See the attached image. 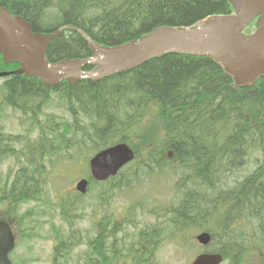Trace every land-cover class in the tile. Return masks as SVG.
<instances>
[{
  "label": "trees",
  "instance_id": "16d2710c",
  "mask_svg": "<svg viewBox=\"0 0 264 264\" xmlns=\"http://www.w3.org/2000/svg\"><path fill=\"white\" fill-rule=\"evenodd\" d=\"M0 6L24 18L35 32L52 33L71 25L107 47L138 39L158 27H188L207 16L231 12L228 0H0ZM52 11L55 12L53 23L49 18ZM91 55L89 44L76 31L63 32L52 41L48 51L51 62ZM14 67L3 64L0 58V72ZM5 89L10 94L5 104L26 112L33 108L36 112L42 100L45 105L52 93L57 94L71 114L89 120L90 131L79 125V132L84 138H94L96 150L120 137L119 141H138L141 152L149 157L155 148L146 139V132L155 124L163 130L165 148L152 155L151 162L158 167L166 165V154L172 151L171 162L182 165L181 175L184 177L193 167L199 172L196 177L204 184H212L214 179L219 182L229 164L241 161V150L258 146L264 152V77L237 87L224 68L207 56L168 54L96 83L81 80L72 86L63 82L54 88H47L35 79L14 76ZM149 118L142 131L130 136L135 126ZM231 127L233 130L227 136ZM56 128L55 121L47 122L39 133V141L27 143L20 150L22 160L26 158L27 162L22 161L8 191L13 202L30 201L36 195L42 197L46 167L41 171L39 165H45L49 158L66 148L79 147L80 141L74 142L72 130ZM254 177L232 193L238 202L231 217L239 221L246 217L245 230L226 229L224 235L213 239L217 241L214 249L228 259L245 247V240L253 241L251 245L258 251L264 249L263 173ZM199 188L182 191L174 209L179 226L192 227L198 223L202 199L191 200V196ZM162 240L156 232L140 233L127 258L131 264H155L156 248ZM93 252L97 259H90L89 264L124 262L116 245L108 252L102 247Z\"/></svg>",
  "mask_w": 264,
  "mask_h": 264
},
{
  "label": "rangeland",
  "instance_id": "374dc122",
  "mask_svg": "<svg viewBox=\"0 0 264 264\" xmlns=\"http://www.w3.org/2000/svg\"><path fill=\"white\" fill-rule=\"evenodd\" d=\"M49 18L53 23L55 19L54 11L49 13ZM6 80L7 79H0V98L2 94V84L5 83ZM127 95H129L128 90ZM43 103L44 101L42 100L39 107ZM0 105L2 106L1 101ZM52 114H56V118L59 121L63 120L69 122L72 120L71 116L66 112L65 105L59 102L56 97L48 107L42 109L39 121L43 122L45 117ZM150 119L151 118L145 120L140 126H135L130 136H134L142 131L147 126ZM27 120V116H22L20 112L13 111L9 109L8 106H5V111L0 110V133L10 136L25 135L27 138L29 137ZM84 124H87V122ZM232 130L233 128L231 127L227 136L231 134ZM31 136L34 137L35 134ZM118 138L115 140H118ZM15 141L9 143L7 149L14 148L17 150V155L21 144H16ZM88 151L89 149L87 148L81 150L80 154L83 157L81 161L80 156L73 157L72 160H69L67 157L70 156L67 154L47 161L49 185L46 189L48 190L46 193V201L40 204L26 203L20 207L21 212L32 213L38 210L42 215L32 219L25 231V235L19 231L20 222L13 219L15 232L18 236L17 250L15 249L10 254V259L13 263L53 264L54 258L56 257L54 249L58 243L55 236L57 233H60L63 237L74 235L77 240L78 246L72 252L74 264H89V259L92 255L88 248V242H96L94 237L97 235V225L105 218L111 222L118 221L122 224V227L115 235H110L113 237L111 241L114 242V245L117 246L118 242L121 243L120 253L124 261L121 264L131 263L130 259L127 258L128 251L131 245L135 246L141 231L156 232L163 238V241L159 244L155 252V264H189L197 253V245L195 244L197 241L194 235L200 230H203V228L200 229V227L205 220L204 214H202L199 221V228L192 227L194 229L187 228V230L182 233H173L177 230V225H170V221L175 218L172 210L174 209V205H178L182 197V191H179L178 187H183L188 184L187 180L185 181L184 179L185 175L191 178L192 185L200 186L199 192L192 195L191 200L194 198L202 199L200 207L203 210L207 201L205 197H203L205 192L202 191V188L207 190L215 189L210 194L212 199L223 197L229 190L236 186L238 181H242L250 176L260 163L258 151L250 146L244 150L247 155L246 158L232 165L235 169L234 176L226 180L223 184L218 185L223 181L224 174L226 173L225 171L220 175L219 182L214 179L212 184L207 183V187L203 185L202 181L198 178V180H193V178L198 176L199 172L189 163H184V165L192 167V170L186 172L184 177L181 175L182 169L178 171L176 164L167 169H163L170 170L174 174V177H172L170 173L154 174V169L158 166L153 164L150 159L149 166H146L145 169H147L150 174L154 175H152L151 178H143L142 188L140 186L141 180L137 182L129 181L126 187L127 177L131 178L133 175L143 174L142 170L145 166H142L140 163H133L122 172V175H126L124 178L119 177L115 181H111L107 184L100 183L99 185H93L92 190H88L86 195L78 194V196H76L73 193V188L75 189L76 183L81 178L89 177V173H87L88 161L84 158V154ZM60 158L64 159H61L57 163V160ZM16 163L17 161L14 158H7L0 164V185L1 181L3 182L5 178L18 170ZM230 167L231 165L229 164V168ZM163 170L158 173H161ZM176 171H178L180 176L176 174ZM193 171H196V173ZM117 185H120L121 189H114L113 197L111 201H108L107 198L110 188L112 186L115 188ZM194 188L195 187H193L192 191H194ZM187 191H190V188ZM62 195L64 199L67 198V202L63 200ZM69 195H72V197ZM100 196H102L103 199H100ZM13 201L14 200H12V202ZM63 210H65L68 217H70L69 220L72 225L64 220ZM3 212L4 208L0 207V215H2ZM34 220L37 221L33 222ZM180 233L183 235V238L181 235L176 236V234ZM174 236L176 237L172 239ZM111 241H108V243H111ZM108 243L104 245L105 250L108 248ZM246 259L245 264H264V261H255L252 258V254H247Z\"/></svg>",
  "mask_w": 264,
  "mask_h": 264
},
{
  "label": "water",
  "instance_id": "95a60500",
  "mask_svg": "<svg viewBox=\"0 0 264 264\" xmlns=\"http://www.w3.org/2000/svg\"><path fill=\"white\" fill-rule=\"evenodd\" d=\"M230 1L237 10L235 16L210 17L200 25L188 28L161 27L144 35L139 41L115 48L99 46L86 33L73 26L63 27L50 34H33L30 24L0 7V52L5 63L21 65L18 74L38 78L47 87L56 86L63 80L71 85L81 79L98 82L170 53L208 55L224 66L237 85H244L264 74V0ZM260 15L258 32L251 37L243 35L244 28ZM68 30L84 37L94 56L84 60L66 59L56 64L49 63L47 52L51 41ZM87 65L96 67L84 72ZM133 158L134 154L126 144H118L92 159V175L103 181L116 175ZM87 184V181L80 182L78 190L85 193ZM198 240L207 244L210 238L202 235ZM13 248L11 230L6 223L0 222V264H11L8 254ZM221 261L220 255L203 254L193 264H220Z\"/></svg>",
  "mask_w": 264,
  "mask_h": 264
},
{
  "label": "flooded vegetation",
  "instance_id": "af4514ba",
  "mask_svg": "<svg viewBox=\"0 0 264 264\" xmlns=\"http://www.w3.org/2000/svg\"><path fill=\"white\" fill-rule=\"evenodd\" d=\"M7 101L6 100H2L1 101V103H2V106L0 105V110H4L5 111V106H7L5 103H6ZM27 114L29 113V114H34L35 113V110L34 109H32V110H30V111H28V112H26ZM3 199L4 200H6V201H10V202H12V196L11 195H6V196H4L3 197Z\"/></svg>",
  "mask_w": 264,
  "mask_h": 264
},
{
  "label": "bare ground",
  "instance_id": "6f19581e",
  "mask_svg": "<svg viewBox=\"0 0 264 264\" xmlns=\"http://www.w3.org/2000/svg\"><path fill=\"white\" fill-rule=\"evenodd\" d=\"M8 10V9H7ZM9 11V10H8ZM10 12V11H9ZM11 13V12H10ZM12 14V13H11ZM13 15V14H12ZM14 16V15H13ZM15 17H18V16H15ZM111 77V76H110ZM108 78V77H107ZM99 82V81H98Z\"/></svg>",
  "mask_w": 264,
  "mask_h": 264
}]
</instances>
